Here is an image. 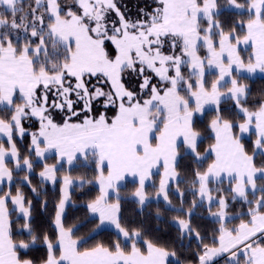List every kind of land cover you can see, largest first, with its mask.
I'll use <instances>...</instances> for the list:
<instances>
[{"label":"snow or ice","instance_id":"obj_1","mask_svg":"<svg viewBox=\"0 0 264 264\" xmlns=\"http://www.w3.org/2000/svg\"><path fill=\"white\" fill-rule=\"evenodd\" d=\"M153 2L156 6L151 12L141 8L136 18H130L116 0H32L27 7L25 0H0V6L10 15V19L0 18V105L9 110L7 118L0 117V134L7 137L9 145L6 148L0 143V182L13 180L8 158L15 161L16 169L31 172L33 160L21 157L13 137L19 134L22 138L26 133L22 121L37 118L39 129L31 133L29 152L42 159L45 153L55 150L57 164L65 159L71 164L78 155L87 160L91 154L99 173L96 181L100 194L87 208L98 214L97 227L109 222L123 237V245L117 239L81 250L80 241L73 238V227H65L62 220L69 199L68 186L73 183L65 175L54 217L55 241L47 233L41 238L33 232L28 222L31 202L25 206L19 187L15 195L11 191L0 194V264H35L32 259L21 258L18 249H29L41 239L47 254L40 264H168V258L176 255L174 251L143 239L139 229L122 227L119 182L125 174L139 177L133 195L142 211L147 200L145 182L151 170L161 165L164 171L156 195L171 205L169 182L179 176L177 140L182 138L194 160L202 159L197 145L200 133L193 127V115L202 112L206 104L217 105V115L210 122L215 143L209 148L215 160L203 172L194 170L191 190L194 196L198 193L200 202L207 199L209 209L212 203L219 205V211L210 212L220 222L216 230L219 236L213 237L218 246L203 244V237L191 223L198 202L193 199L185 209L184 192L179 187L174 194L181 206L174 210L183 212L187 219L176 217L172 222L178 228L179 239L194 234L200 240L198 264H210L222 253L229 254V264H264V186H259L261 195L255 197L258 174L264 180V166L255 163L256 153L264 154V103L255 110L245 107L242 101H246L248 86L233 76L234 68L237 73L264 72V0H246L245 4L229 0L231 6L246 8L249 13L243 37L234 30L225 32L215 19L217 0ZM112 13L115 20L110 19ZM201 20L207 27L201 26ZM214 36L219 39L214 40ZM241 42L252 44L247 59L239 54ZM201 45L205 49L203 57ZM206 67L218 69L210 84L205 79ZM182 68L188 70L187 75ZM125 73L139 78V91L125 87ZM93 80L97 83L92 84ZM229 82L231 87L222 92L223 84ZM104 85H108L107 90ZM17 94L21 103L15 102ZM225 98L232 100L243 115L242 123L220 114L218 106ZM193 102L195 107L191 106ZM97 103L105 111H94ZM109 109H115L114 115H108ZM54 112L63 114L61 122L56 121ZM253 127L256 139L250 155L241 143V135ZM235 128L241 135L234 133ZM57 164L44 165L39 173L42 181L55 183ZM222 173L230 178L228 191L232 199L240 198L249 205V219L233 228L224 222L227 198L213 196L208 186L212 179L222 182ZM21 180L31 184L27 175ZM231 181H235L234 186ZM249 187L254 199L248 197ZM112 192L117 197L115 202L109 201ZM9 201L26 221L22 228L31 237L29 242L17 243L12 238Z\"/></svg>","mask_w":264,"mask_h":264},{"label":"trees","instance_id":"obj_2","mask_svg":"<svg viewBox=\"0 0 264 264\" xmlns=\"http://www.w3.org/2000/svg\"><path fill=\"white\" fill-rule=\"evenodd\" d=\"M64 0H61V2ZM219 6H223L226 1L219 0ZM240 4H245L246 0H236ZM151 3V2H150ZM131 10H139L138 7L148 8L156 6L154 2L148 4L147 0H131ZM0 18H9L10 15L5 9H0ZM224 31H229L237 28L239 33L244 32V24L249 19V13L247 10L237 11L231 9H221L218 11V15L215 17ZM111 48V45H107ZM168 46H165V51ZM168 51V50H167ZM182 71L187 73L186 68H182ZM151 75V73H148ZM124 84L127 88L135 90L138 84L139 78L128 73L124 74ZM241 82H245L249 85L246 101H242L245 107L250 110H255L261 103H264V76H256L255 78H249L247 76L240 77ZM156 79H153V83H156ZM97 81L93 80L92 84H96ZM107 90L108 85H104ZM16 103L22 101L18 98ZM102 103V101L100 102ZM100 103L94 105V111H105L100 107ZM8 108L0 105V117L7 118ZM220 114L225 118L235 123H242L244 120L243 115L235 107L234 102L230 99L223 100L219 105ZM115 109H109L108 115H114ZM62 113L54 112V117L57 122H61ZM217 115V109H210L205 111L201 116L193 118V127L200 133L197 140L198 151L200 154H204L210 145L215 143L214 135L210 128V122ZM23 127L27 130L24 136L21 138L19 134L13 137L14 142L19 149L21 157L28 156L33 160V168L31 172L26 169H16L15 164L11 160H7V166L13 170V180L8 188L12 195L16 194V189L19 187L23 192L26 204L27 201L31 202V218L28 221L35 234L42 238L44 233H47L49 237L55 241L57 235V229L54 226V217L56 211V205L60 200V194L63 184V177L65 175L79 181L80 186L76 185L70 192V202L66 206V210L62 216V220L65 227H73V238L80 241L79 247L83 248L93 247L97 243L111 244L113 241L119 239L123 245V237L118 234L117 231L110 228L98 229L99 219L97 217H91L88 215L89 209L87 204L91 200L98 196V188L93 184V181L98 176V170L96 168L95 161L91 158L85 160V158L78 159L76 164L71 167H67L64 164H57L56 157L54 155L47 156L44 160H38L34 153L29 152V146L31 144V133L39 129V122L37 118H30L22 121ZM238 128L233 129L234 133L240 135ZM255 141V133L252 132L249 136L241 135V143L245 145L246 150L251 155L253 153V143ZM0 143H3L5 147H8L7 139L0 138ZM212 160V154H208L203 162L196 161L190 152L181 154L176 163V171L179 173L176 182L171 183L168 189L169 199L171 205H168L163 198H152L156 196L158 189V177L153 176L152 181L145 184V194L147 200L141 211V205L137 203V199L134 197V192L139 183L135 179H126L122 184H119V196H120V223L122 227L127 228L129 231L133 229H139L143 239H151L156 243L166 247L169 251H174L175 256L168 258V264H198L197 254L202 249V244L197 237L192 234L191 238L186 237L182 240L178 238V228L172 222L173 218L179 217L184 219V213L175 211L174 209L181 206V200L174 194L175 189H179L184 192L183 207L189 208L193 199L198 200V193L196 196L193 195L192 181L194 179V170L203 168L207 163ZM55 163L57 164V180L55 183L48 180H43L39 176V173L43 171L45 164ZM256 166H264V154L256 153L255 155ZM107 174V168H105ZM29 176L31 184L22 182L23 176ZM198 185V184H197ZM197 185L195 187L197 188ZM32 188H36L37 191L33 192ZM226 193L230 192L228 189ZM154 196V197H155ZM109 200H116L115 194L109 197ZM229 202L226 211L229 214H235L242 211L247 213L249 205L245 202L236 201L227 196ZM46 201V205H45ZM8 207L11 206L10 201ZM212 207H207L205 203L198 202V206L194 209L195 211L191 217V223L195 230L199 231L200 236L203 237V244L209 246H216L214 244L213 237H218L219 221L208 216V212ZM157 210L160 212V216H157ZM16 210H12L9 214L12 238L15 242L21 240L29 242L31 237L28 235L27 230L22 228V225L26 222L22 214H18ZM243 213V214H246ZM90 214V213H89ZM247 215V214H246ZM248 216V215H247ZM187 218V217H186ZM248 218V217H247ZM233 221L238 220V216L232 219ZM229 220L227 223H230ZM264 243V240H262ZM142 246V245H141ZM18 253L23 259H32L35 264H40V261L46 258L47 250L46 246L43 245L42 239L37 241L35 245L30 246L29 249H18ZM57 255L59 253L57 252ZM229 256V255H228ZM225 256V257H228ZM225 257L214 262L213 264H229V261Z\"/></svg>","mask_w":264,"mask_h":264},{"label":"rangeland","instance_id":"obj_3","mask_svg":"<svg viewBox=\"0 0 264 264\" xmlns=\"http://www.w3.org/2000/svg\"><path fill=\"white\" fill-rule=\"evenodd\" d=\"M130 1H131V0H116V2H117V6L120 8V10H121L122 12H124V13L126 14L127 17H130V18H136V17L138 16V14H139V10H137V9H135V10H131ZM147 1H148V4H151V3L153 2V0H147ZM223 1H226V3H225L223 6H219L220 2H219V0H217L218 11L221 10V9H224V8L231 9V10H237V11H244V10H247L246 8L241 9V8H235L234 6H231V5L229 4V0H223ZM29 2H32V0H25V6H26V7H27V4H28ZM71 2H72V0H64V1H62V3H71ZM150 2H151V3H150ZM237 4H240V3L237 2ZM154 7H155V6H154ZM154 7H152V8H154ZM3 8H4V6H0V9H3ZM138 8L141 9V8H143V7L140 6V7H138ZM144 9H146V10L149 11V12L152 11V9L149 10L147 7L144 8ZM110 19H111V20H115V19H116L115 13H112V14H111ZM201 26H202V27H207V24H206L203 20H201ZM233 30L235 31V34H236L237 36L243 37V35H245L246 32H247V21H246L245 24H244V32H243V33H239V30H237V28H235V29H233ZM225 32H227V31H225ZM20 35H21V42H23V34L21 33ZM213 39H214V40H218L219 37H218V36H214ZM14 43H15V41H14ZM233 43H235V40H233ZM166 45H167V44H166ZM166 45H165V46H166ZM167 46H168V45H167ZM167 50H169V49L167 48ZM167 50H166L165 52H168ZM252 50H253V49H252V44H251V42H249V43H247V44L241 42V43L238 45V51H239V54H240L241 57H243V58H245V59H247V57L252 53ZM199 52H200V55H201L202 57L205 55V49H204L203 45L200 46ZM176 54H179V48H177V50H176ZM187 71H188V70H187ZM184 74L187 75V73H185V72H184ZM217 75H218V69H216V68H214V67H213V68H207V67H206V69H205V79H206V81L208 82V84H210L211 81L215 80L216 77H217ZM233 76H235L237 79L240 80V77H241V76H247V77H249V78H255L256 76H264V72H260L259 70H257V71L254 72V73H247V72L237 73V72L235 71V68H234V70H233ZM226 79H228V78H226ZM240 82H241V81H240ZM241 83L247 85L248 88H249V85H248L247 83H245V82H241ZM125 87H126V86H125ZM135 87H136L135 91H139L138 84H137ZM229 87H231L230 82H229V83H225V84H223V86L221 87L220 90L223 92V91H226L227 88H229ZM130 90H132V89H130ZM247 92H248V90H247ZM181 94L184 95L185 93L182 92ZM49 99L51 100V96L49 97ZM226 99H227V98H225V99H223V100H226ZM223 100H222V101H223ZM222 101H221V102H222ZM219 105H220V104H219ZM191 106H192V107H195L194 102H193V104H192ZM218 107H219V106H218ZM210 109H217V105H215V104H206V105L204 106V109H203L202 112L194 113L193 118H194V117L201 116L205 111L210 110ZM53 115H54V113H53ZM211 131H212V130H211ZM238 132H239V130H238ZM252 132L255 133L254 127H253L252 129H250L249 132L243 133L242 135L249 136L250 134H252ZM212 134L215 136V133H214L213 131H212ZM239 134H240V132H239ZM240 135H241V134H240ZM255 139H256V135H255ZM177 144H178V148H177V152H178L177 160H178L179 157L181 156V154H184V153L189 152V151L186 150V146L183 144L182 138H178V140H177ZM41 146H43V144H41ZM209 148H210V147H209ZM209 148L206 150V152H205L204 154L201 155L202 159L200 160V162H203V159L206 158V156H207L208 154H212V160H211L209 163H207V165H205L203 168H198V170L201 171V172L205 171V170L207 169L208 165L211 164V163L215 160V153L212 152V151H210ZM54 155H55V154H54ZM90 156H91V154H90ZM55 157H56V156H55ZM45 158H46V157H45ZM45 158H44V159H45ZM82 158H84V156H83V155H80V156H78V158H77L74 162H72L71 164L66 163V162H60V164L62 163V164H64V165H66L67 167H71V166H74V165L77 163L76 161H77L78 159H82ZM37 159H38V158H37ZM44 159H41L40 161H42V160H44ZM38 160H39V159H38ZM56 160H57V157H56ZM11 161H12V160H11ZM57 161H58V160H57ZM13 162H14V164H15V161H13ZM52 164H55V163H48V165H52ZM257 167H258V166H257ZM43 169H44V167H43ZM43 169H42V170H43ZM163 171H164V169H163V167H162L161 165H158V166L154 167V168L151 170V175H150V177L146 180L145 184H147L148 182H151V181H152V177L155 175V176L158 177V186H159V181H160V179H161V174L163 173ZM105 175H107V174L105 173ZM134 177L138 178L137 176H133V175H131V174H126L125 177H124V179H123L122 181H120L119 184H122L127 178H128V179H135ZM221 177H222V182H220V181H218V180H216V179H212L211 182L209 183L208 186H209L211 189H213V191H212L211 194H212L213 196L223 195V196H225L226 198H227V196L229 195V197L232 198V195H233V194H232L231 192H230L229 194L226 193V190L229 189V187H230V178H229L226 174H223V173L221 174ZM72 179H73V178H72ZM177 179H178V178H174V179L170 180L169 185H170L171 183H173V182L175 183ZM135 180H137V179H135ZM48 181H49V180H48ZM137 181H138V183H139V180H137ZM50 182H52V181H50ZM256 182H257V185H258V189L256 190L255 197H259V196L261 195V192L259 191V186H264V180H262V179L259 178V174H258V177H257ZM93 184H94L95 186H97L98 191H99L98 195H99V194H100V188H99V184H98V182L96 181V179L93 181ZM234 184H235V181H231V185L234 186ZM76 185L80 186L81 183H80L79 181L73 179V183H72L71 185L68 186L69 199H68V200L66 201V203H65V210H66V206H67L68 203L70 202V192H71V190L73 189V187H75ZM5 186H6V188H8L10 185H9V186L5 185ZM0 187H1V186H0ZM169 187H170V186H168V189H169ZM6 188L1 187V188H0V194H3L4 192H8L9 190L6 189ZM62 188H63V184H62ZM198 188H199V185H197V189H198ZM217 189H221L222 191L217 192ZM158 190H159V187H158L156 193L158 192ZM113 194H115V192H112V193L110 194V196L113 195ZM61 195H62V192H61V194H60V198H61ZM110 196H109V197H110ZM115 196H116V194H115ZM154 196H155V195H154ZM154 196H151V197H152L153 199H154V198H161V197H162V196L157 197V195H156L155 197H154ZM248 197H249V199H254V198H255V197L253 196V194H252V189H251L250 187L248 188ZM162 198H163V197H162ZM162 198H161V199H162ZM109 199H110V198H109ZM135 199H137V198H135ZM93 200H95V199H93ZM93 200H91L90 202H92ZM227 200H228V199H227ZM237 200H239L240 202H244V201L241 200L240 198H237L236 201H237ZM109 201H110V202H115L116 200L114 199V200H109ZM197 202H200V200H199V195H198V200H197ZM203 202L205 203V205H206L207 207H209V203H208L207 199H205ZM229 202H230V201H228V204H229ZM10 203H11V201H10ZM211 207H212V209L208 212V216L211 217V218H213V219L218 220L216 217L210 215V212H213V213H214V212L219 211V205L216 204V203H212V204H211ZM15 208L18 209L17 206H15V205H13V204L11 203V206L8 207V209H9V214H10V212H11L12 210H14ZM17 209H16V212H17L18 214H22V213H20V211L17 210ZM65 210H64V211H65ZM194 211H195V210H194ZM194 211H193V212H194ZM262 211H264V209H262ZM16 212H15V213H16ZM89 213H90V214H89ZM226 213H227V219H226L224 222H225V224H226V226H227L228 228H233V227H235V226H238L241 220H245V221H247V220L249 219V217H248L246 214H243V213H246L245 211H242V212H239V213H235V214H233V213H232V214H229V213L226 211ZM63 214H64V213H63ZM119 214H120V213H119ZM88 215H90L91 217H97V218H98V214L91 213L90 210H89V212H88ZM236 216H238V220L233 221L232 219L235 218ZM186 217H187V216L184 215L183 218H184V219H187ZM247 217H248V218H247ZM9 220H10V218H9ZM229 220H232V221H230V223H227ZM99 223H100V222H99ZM219 223H220V222H219ZM101 228H110V229H113V230L117 231L116 228H115V226H114L113 224L109 223V222H105L103 225H100V226L98 227V229H101ZM218 228H219V225H218ZM258 235H259V234H258ZM185 237H186V241H187V239H189V237L191 238V236H185ZM185 237H184V238H185ZM216 246H218V244H217ZM228 255H229V254H228ZM228 255H227V256H228ZM225 256H226V254H225V253H222V254H220V255H217V256L213 257V259H212V261L210 262V264H213L214 262L220 260L221 258H223V257H225ZM226 259L229 261V256H228V257H225V260H226ZM241 260H242V258H241Z\"/></svg>","mask_w":264,"mask_h":264},{"label":"crops","instance_id":"obj_4","mask_svg":"<svg viewBox=\"0 0 264 264\" xmlns=\"http://www.w3.org/2000/svg\"><path fill=\"white\" fill-rule=\"evenodd\" d=\"M0 138H5V139H7V137L5 136V135H3V134H0ZM9 147V146H8ZM41 147H43V146H41ZM7 148V147H6ZM55 154V150H52V151H49V152H47V153H45V156L42 158V159H44L45 157H47V156H50V155H54ZM54 156H56V154L54 155ZM78 156H80V155H78ZM78 156H77V158H78ZM57 157V156H56ZM76 158V159H77ZM75 159V160H76ZM7 160H12L11 158H8V159H6V161ZM39 160H41V159H39ZM57 160H58V157H57ZM74 160V161H75ZM12 161H14V160H12ZM73 161V162H74ZM62 162H66V163H68L67 162V160L65 159L64 161H62ZM126 175V174H125ZM138 177V176H137ZM135 179H137V180H139V177L138 178H136V177H134ZM11 184V182H9V181H7V180H4V181H2V182H0V186L1 187H3V188H6V186L5 185H7V186H9ZM0 187V188H1ZM9 188V187H8ZM8 188H6V189H8ZM15 209H17V208H15ZM17 210H19V209H17Z\"/></svg>","mask_w":264,"mask_h":264}]
</instances>
